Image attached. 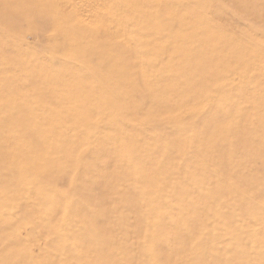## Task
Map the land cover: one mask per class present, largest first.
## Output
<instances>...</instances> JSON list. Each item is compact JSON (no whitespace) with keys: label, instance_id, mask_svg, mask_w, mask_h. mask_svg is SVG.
Returning a JSON list of instances; mask_svg holds the SVG:
<instances>
[{"label":"rangeland","instance_id":"374dc122","mask_svg":"<svg viewBox=\"0 0 264 264\" xmlns=\"http://www.w3.org/2000/svg\"><path fill=\"white\" fill-rule=\"evenodd\" d=\"M0 264H264V0H0Z\"/></svg>","mask_w":264,"mask_h":264}]
</instances>
